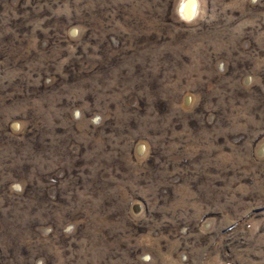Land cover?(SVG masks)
<instances>
[{
    "label": "rangeland",
    "instance_id": "1",
    "mask_svg": "<svg viewBox=\"0 0 264 264\" xmlns=\"http://www.w3.org/2000/svg\"><path fill=\"white\" fill-rule=\"evenodd\" d=\"M0 0V264H264V0Z\"/></svg>",
    "mask_w": 264,
    "mask_h": 264
},
{
    "label": "bare ground",
    "instance_id": "2",
    "mask_svg": "<svg viewBox=\"0 0 264 264\" xmlns=\"http://www.w3.org/2000/svg\"><path fill=\"white\" fill-rule=\"evenodd\" d=\"M179 12L187 20L194 18L198 12L197 2L195 0L184 1L179 8Z\"/></svg>",
    "mask_w": 264,
    "mask_h": 264
}]
</instances>
